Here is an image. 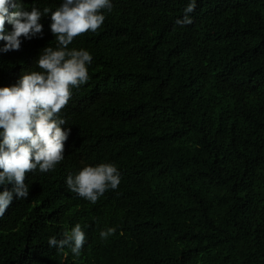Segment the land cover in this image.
<instances>
[{
	"label": "trees",
	"instance_id": "1",
	"mask_svg": "<svg viewBox=\"0 0 264 264\" xmlns=\"http://www.w3.org/2000/svg\"><path fill=\"white\" fill-rule=\"evenodd\" d=\"M189 2L111 0L68 46L92 55L89 79L60 113L64 159L28 173V198L0 218V264H264V0H196L178 25ZM40 23L41 39L0 56V87L57 46ZM101 163L117 167L116 190L93 204L67 188ZM76 224L79 256L48 245Z\"/></svg>",
	"mask_w": 264,
	"mask_h": 264
},
{
	"label": "clouds",
	"instance_id": "2",
	"mask_svg": "<svg viewBox=\"0 0 264 264\" xmlns=\"http://www.w3.org/2000/svg\"><path fill=\"white\" fill-rule=\"evenodd\" d=\"M195 6L196 0H190L184 18L176 23L191 24L189 14ZM105 9L112 10L111 0H63L55 11L47 7L40 11L35 6L25 10L21 0H0V56L41 39L40 21L50 23L57 42L55 48L45 47L38 56L35 63L39 71H27L14 85L0 87V186L13 185L11 190L5 187L0 191V218L14 196L17 200L28 198V173H47L64 159L70 128L62 127L66 120L60 113L68 105L72 89L87 83V66L93 59L87 50L68 46L75 38L98 31ZM120 182V173L112 163L84 166L66 178L71 192L93 204L106 191L116 190ZM115 231L109 227L99 236L106 240ZM85 242V233L76 224L61 239L50 237L48 245L57 249L69 246L79 256Z\"/></svg>",
	"mask_w": 264,
	"mask_h": 264
}]
</instances>
